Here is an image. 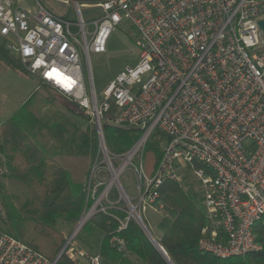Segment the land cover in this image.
<instances>
[{
  "label": "built area",
  "instance_id": "built-area-1",
  "mask_svg": "<svg viewBox=\"0 0 264 264\" xmlns=\"http://www.w3.org/2000/svg\"><path fill=\"white\" fill-rule=\"evenodd\" d=\"M72 1L75 21L55 16L37 0L35 11L0 0L5 48L28 74L90 116L99 142L87 206L58 257L50 261L0 230V264H58L64 255L78 264H105L101 254L76 245L86 223L110 209L127 213L117 215L110 241L123 254L128 242L121 232L130 218L141 224L146 208L164 211L163 184L189 176L200 185L207 219L199 248L221 259L262 251L256 231L264 227V0H104L95 5L102 14L91 21ZM123 22L131 24L139 62L114 78L100 101L91 55L107 52L111 33ZM112 109L109 124L140 134L116 156L104 132ZM155 134L162 154L148 174L144 152ZM128 169L138 185L134 203L120 180ZM116 194L125 198V209L120 200L111 201Z\"/></svg>",
  "mask_w": 264,
  "mask_h": 264
},
{
  "label": "trees",
  "instance_id": "trees-1",
  "mask_svg": "<svg viewBox=\"0 0 264 264\" xmlns=\"http://www.w3.org/2000/svg\"><path fill=\"white\" fill-rule=\"evenodd\" d=\"M0 58L15 70L26 73L20 59L10 53L4 43L0 44ZM39 82L41 86L52 89L49 84ZM34 99L35 93L30 95L11 118L0 125V154L4 159L3 171L0 174V195L6 215L1 220L0 230L53 261L67 241V237L58 228L59 223L77 224L86 204V193L84 182L74 181L70 172L48 151L58 147V143L66 148L68 143L77 137L69 134L66 121L43 123L34 111ZM71 104L79 108L74 102ZM68 111L72 112L70 109ZM82 112L72 113L89 124L88 130L79 137V144L83 150L92 152V162L99 153L98 134L91 117ZM112 116L113 109L104 116L106 140L109 138V147L123 154L133 146L140 134L134 128L109 124ZM36 129L46 130L57 146L55 144V147H49L48 142L45 146L39 144L33 133ZM67 154H71V151H67ZM161 154L160 139L155 134L147 143L144 152L145 163L149 158L152 159L150 174L159 164ZM188 178L182 183L167 181L160 190L163 210L174 212L176 215L159 241L171 262L264 264V227H258L256 231L257 241L263 247L258 253L221 259L199 248L201 232L207 225V219L201 190L196 191L188 182ZM114 213H99L90 221L103 232L99 250L106 263L121 259L126 262L124 254L128 252L143 264H169L133 220H130L127 228L121 232L128 242L126 252H116L110 242L119 226L116 218L119 214ZM58 264L76 263L64 255Z\"/></svg>",
  "mask_w": 264,
  "mask_h": 264
},
{
  "label": "rangeland",
  "instance_id": "rangeland-1",
  "mask_svg": "<svg viewBox=\"0 0 264 264\" xmlns=\"http://www.w3.org/2000/svg\"><path fill=\"white\" fill-rule=\"evenodd\" d=\"M3 43L4 38L0 35V44ZM139 55L140 49L136 44L131 24L130 22H123L111 33L107 43V52L105 54L91 55V70L97 95L100 101L104 98L103 93L114 78H116L127 68H133L138 64ZM33 93H35L34 111L42 120V122L51 123L61 120L66 121L69 134L77 137L73 138L72 141L68 143L66 148H63V146L58 143V147L53 148L52 150L48 149V151L70 172L74 181L84 182L86 193V183L91 167L97 157L91 162L93 157L92 152L86 151L85 149L83 150L79 144V137H81L82 134L88 130L89 124L77 114L72 112L79 113L82 112V110L73 106L71 101L60 95L55 89H47L46 87L41 86L38 78L35 76H32L27 72L23 73L15 70L2 58H0V118H2V115L9 116L10 114H14V111L20 108ZM68 109H70L72 112L68 111ZM82 113L85 116H88L84 112ZM33 133L39 144L42 146H45V143L47 142L49 147H53L56 144V141L52 139L46 130L41 131L36 129ZM105 133L107 132L105 131ZM106 142L109 151L114 156L120 155V153L109 147V138L106 140ZM55 146H57V144ZM67 151H71V154H67ZM0 161L2 163V166L0 165V169L3 171L2 168L4 166V159L1 157ZM151 166L152 159L149 158V160L145 163L148 174H150L149 171L151 170ZM120 180L127 191L128 196L132 198V203H134L139 192L134 174L129 169L125 170L122 173ZM187 180L194 186L196 191L200 190V185L197 180L194 179V177L189 176ZM119 200L121 201V207L125 209V206L127 205L123 196L120 197L119 194L111 196L112 202L117 203ZM7 203L12 204L10 201H7ZM86 206L87 205L85 204L84 209ZM111 212H115L114 215L117 214L115 209H110L107 213ZM125 215H127V213H122L119 217L124 218ZM5 217L6 215L4 205L0 195V227L2 226L1 220ZM175 217L176 215L174 212L155 211L151 208H146L142 213L144 224L158 243L160 237L169 228ZM93 218L94 216L91 218V220ZM130 220L135 221L142 228L140 222L136 218H130ZM79 221L76 225L60 222L58 228L68 239L76 229ZM90 221L86 223L83 229H81L76 235L75 242L82 251L88 254H100L99 249L100 242L103 238V232L100 229L94 227ZM117 223L119 224V222ZM124 258L126 262H123L122 259L117 260L114 263L111 261H108L107 263L105 261L104 262L105 264H143L138 258L131 256L128 252L124 254ZM74 263L78 264L77 262Z\"/></svg>",
  "mask_w": 264,
  "mask_h": 264
},
{
  "label": "crops",
  "instance_id": "crops-1",
  "mask_svg": "<svg viewBox=\"0 0 264 264\" xmlns=\"http://www.w3.org/2000/svg\"><path fill=\"white\" fill-rule=\"evenodd\" d=\"M12 1L16 6L30 11H35L37 9L36 0H12ZM37 1L42 6H44L48 11H50L52 14H54L59 18L72 20V21H75L77 19L76 7L72 0H37ZM76 1H78L79 5L81 6V13L87 21H91L92 19L97 18L102 14V10L99 7H96L95 5L104 0H76ZM18 109L14 111V114ZM14 114L12 115L10 114L9 116L2 115V118H0V125L7 119L11 118Z\"/></svg>",
  "mask_w": 264,
  "mask_h": 264
},
{
  "label": "water",
  "instance_id": "water-1",
  "mask_svg": "<svg viewBox=\"0 0 264 264\" xmlns=\"http://www.w3.org/2000/svg\"><path fill=\"white\" fill-rule=\"evenodd\" d=\"M260 27L262 28V30H264V20L261 21L259 23ZM142 226V230L144 231V233L146 234V236L148 237V239L150 240V242L154 245V247L163 255V257L166 259V261L169 264H173L168 256V254L166 253V251L164 250V248L153 238L152 234L150 233V231L148 230V228L146 227V225L144 223H141Z\"/></svg>",
  "mask_w": 264,
  "mask_h": 264
}]
</instances>
